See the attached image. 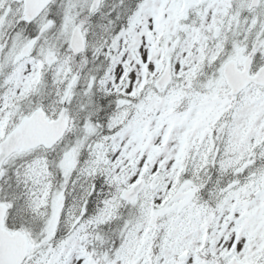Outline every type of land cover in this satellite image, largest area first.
Wrapping results in <instances>:
<instances>
[{
	"label": "snow or ice",
	"instance_id": "obj_1",
	"mask_svg": "<svg viewBox=\"0 0 264 264\" xmlns=\"http://www.w3.org/2000/svg\"><path fill=\"white\" fill-rule=\"evenodd\" d=\"M0 264H264V0H0Z\"/></svg>",
	"mask_w": 264,
	"mask_h": 264
}]
</instances>
